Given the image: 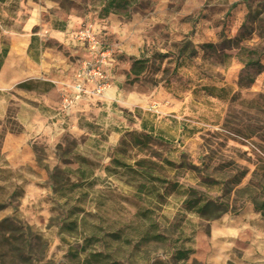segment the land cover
I'll use <instances>...</instances> for the list:
<instances>
[{
    "label": "rangeland",
    "instance_id": "rangeland-1",
    "mask_svg": "<svg viewBox=\"0 0 264 264\" xmlns=\"http://www.w3.org/2000/svg\"><path fill=\"white\" fill-rule=\"evenodd\" d=\"M3 49L0 264H264V0H0Z\"/></svg>",
    "mask_w": 264,
    "mask_h": 264
},
{
    "label": "trees",
    "instance_id": "trees-1",
    "mask_svg": "<svg viewBox=\"0 0 264 264\" xmlns=\"http://www.w3.org/2000/svg\"><path fill=\"white\" fill-rule=\"evenodd\" d=\"M107 10H108V8H107ZM6 53H7L6 49H3L0 51V67L2 65V58L6 55ZM136 62L137 61H135L133 63V66H132L131 71L133 72V74H138L140 71V69L137 68V66H136V64H137ZM192 193H195V192L193 190L190 191L189 198L186 201V205H187V208L189 210H193L200 217H205L207 215V212L210 210V208H218L219 207L218 204L213 203L209 200L203 199L201 197H196ZM256 210L258 212H260V214L262 215V217L264 219V200L261 204L256 206ZM151 239L152 240H161L160 234H156V235L152 236ZM190 252L191 251L189 249L183 250V252H181L180 260H182L183 263H187Z\"/></svg>",
    "mask_w": 264,
    "mask_h": 264
},
{
    "label": "built area",
    "instance_id": "built-area-1",
    "mask_svg": "<svg viewBox=\"0 0 264 264\" xmlns=\"http://www.w3.org/2000/svg\"><path fill=\"white\" fill-rule=\"evenodd\" d=\"M86 35L88 38H90V34L88 30L83 34ZM92 47H94L95 43H92ZM100 62L104 61L105 53L100 52L99 54ZM94 65V66H93ZM90 64L89 62H83L82 66L77 70L75 77L77 79L76 88L74 90L75 96L74 98H79L85 93L84 85L86 82H90L93 78L96 77H102V74L99 71V67L95 64ZM106 85L105 84H96L95 85V92L97 94H100L104 89Z\"/></svg>",
    "mask_w": 264,
    "mask_h": 264
},
{
    "label": "crops",
    "instance_id": "crops-1",
    "mask_svg": "<svg viewBox=\"0 0 264 264\" xmlns=\"http://www.w3.org/2000/svg\"><path fill=\"white\" fill-rule=\"evenodd\" d=\"M6 66V62H5V64L3 65V67L2 68H4Z\"/></svg>",
    "mask_w": 264,
    "mask_h": 264
}]
</instances>
